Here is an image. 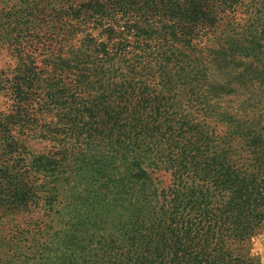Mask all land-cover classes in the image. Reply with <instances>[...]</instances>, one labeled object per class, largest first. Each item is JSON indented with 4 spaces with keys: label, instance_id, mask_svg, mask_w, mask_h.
Returning a JSON list of instances; mask_svg holds the SVG:
<instances>
[{
    "label": "trees",
    "instance_id": "obj_1",
    "mask_svg": "<svg viewBox=\"0 0 264 264\" xmlns=\"http://www.w3.org/2000/svg\"><path fill=\"white\" fill-rule=\"evenodd\" d=\"M0 2L10 4L0 44L20 55L35 48L53 54L43 59L47 75L30 69L0 78L11 101L10 111H0L7 161L0 174L15 204L42 193L57 225L38 229L26 246L21 237L5 244L0 264H257L248 247L264 231V112L221 117L213 101L226 84L208 81L196 42L203 33L227 36L212 52L218 69L241 66L234 56L241 50L250 78L264 87V0H251L245 25L223 30L219 15L234 13L242 0ZM35 10L53 15V48L42 26L20 41L24 16ZM16 14L22 17L12 20ZM82 14L92 26H83ZM116 14L127 19L115 20L117 30L104 28L103 40L88 32ZM131 16L155 20L144 27ZM77 32L84 37L75 48ZM225 51L233 60H219ZM34 79L53 111L41 133L53 135L50 154L32 155L10 134L26 117L21 86ZM218 118L225 129L215 140ZM157 172L168 175L167 185ZM35 174L42 182L33 189Z\"/></svg>",
    "mask_w": 264,
    "mask_h": 264
},
{
    "label": "rangeland",
    "instance_id": "obj_2",
    "mask_svg": "<svg viewBox=\"0 0 264 264\" xmlns=\"http://www.w3.org/2000/svg\"><path fill=\"white\" fill-rule=\"evenodd\" d=\"M243 3L236 6L234 13L226 10L225 13L219 15L221 17V26L220 29L234 25L240 26L245 25L246 20L248 19L250 13L249 4L251 0H242ZM9 3L0 2V23L4 20V15H7L9 11ZM26 13V12H25ZM8 16V15H7ZM6 16V17H7ZM24 16V14H23ZM5 17V18H6ZM13 19H19L22 17L21 14L10 15ZM27 24V31L20 36V41L30 36L29 34L37 27L42 26V31L48 29V35L44 41L45 44L50 45V48H53V15L48 11L38 12L36 10L31 12L30 15L24 16ZM131 22L138 21L142 26H150L151 19L148 22H144L142 19H138L133 16L129 17ZM83 26H92L91 20L82 14L81 18ZM118 19V20H117ZM120 15H110L108 18H104L102 22H99L100 25L96 24L95 29L90 30V32L95 38H98L99 41L103 40L106 36L104 30L110 27H113L114 30H117L115 26V20L119 24H122L123 21ZM23 19H21L22 21ZM74 23V21H72ZM98 23V22H97ZM76 24V23H74ZM95 25V24H94ZM82 26V27H83ZM49 27L51 29L49 30ZM159 27V25H158ZM105 28V29H104ZM47 32V31H46ZM84 37V34L77 32L71 36L73 39L71 41L72 46L75 48L79 45L80 40ZM218 40L227 41L228 37L225 35H220L219 31L215 35L205 34L201 35V38L198 39L197 47V56L200 58V64L207 68V79L211 84L225 85L224 89L221 92V95L217 97L213 103L219 106V113L225 117V115L235 114L237 116L251 118L252 111L264 112V87L261 86L260 81L250 78L248 70L245 69L248 66L250 59L242 57L243 54L241 50L237 52L234 56L235 59H238L241 63V66L234 67L233 64L226 68L218 69L217 67V55L212 53L214 48L215 50L218 47ZM25 43V42H22ZM231 43H229V48ZM248 47V43L244 44ZM225 48L228 45H224ZM26 48V47H25ZM32 56V60L27 58V55ZM224 55H219V60L224 58L225 60H233L232 56L230 58V51L223 52ZM20 52H15L11 50V47L7 44H0V78L10 79L15 74L23 77L24 74L27 76V72L30 69L33 70V73H40L47 75L46 72L51 70V66L47 61L43 60L44 57L53 59V54L49 57V53L46 50L35 48L30 50L27 53L24 52L20 55ZM22 57V58H21ZM22 59V60H21ZM33 61V63H32ZM26 62V63H25ZM131 63V62H130ZM118 66H115V69ZM19 69V70H18ZM246 71V73H245ZM16 72V73H15ZM42 76V75H41ZM38 77V76H37ZM27 80V77H25ZM10 84H7V88ZM22 91L25 96L21 104H19V112L21 115H25V118H22V121L16 122L11 129V135L15 138V142L18 145L23 146L26 152H29L32 155L39 154H50L53 152V135L49 137L42 138L44 133V125L53 124V111L47 109L44 104L45 100V89L43 84L34 79L26 81L21 86ZM7 89L0 91V111L8 112L10 111L11 101L8 99ZM256 109H255V108ZM218 121L212 124L213 130H215L216 138L222 137L225 129L224 123L225 118H218ZM223 121V122H221ZM216 142V141H215ZM3 148L0 147V164L5 165L7 161L5 160L4 155L1 151L6 149L4 145ZM24 150V151H25ZM2 155V156H1ZM4 161V162H3ZM12 164V163H11ZM154 177H158L162 181V185L165 186L169 182L168 175H164L163 172H157ZM32 183H30V188H35L34 185L39 186L42 182V175L35 174L31 176ZM11 186L8 184V179L4 177L3 174H0V257L2 254L6 253L5 244L19 243V238L21 237L26 241L22 242V245L29 244V238L31 235L37 233L38 229L42 230L45 225H50L53 229L55 226V217L53 211H49V207H46V201L43 198L42 193L36 191L34 193L27 194L26 203L20 205L11 199ZM51 210V209H50ZM57 225L55 226V228ZM28 232V233H27ZM249 253L256 259L257 264H264V231L262 234L255 237L250 246L248 247Z\"/></svg>",
    "mask_w": 264,
    "mask_h": 264
}]
</instances>
